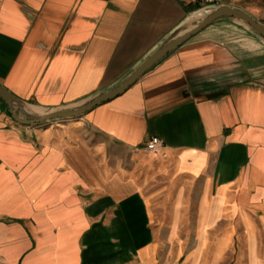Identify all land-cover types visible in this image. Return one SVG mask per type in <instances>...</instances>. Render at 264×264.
Segmentation results:
<instances>
[{
	"label": "crops",
	"instance_id": "0c3cea01",
	"mask_svg": "<svg viewBox=\"0 0 264 264\" xmlns=\"http://www.w3.org/2000/svg\"><path fill=\"white\" fill-rule=\"evenodd\" d=\"M216 6L264 24V0H0V84L79 104ZM0 264H264V41L219 19L73 119L0 100Z\"/></svg>",
	"mask_w": 264,
	"mask_h": 264
},
{
	"label": "water",
	"instance_id": "95a60500",
	"mask_svg": "<svg viewBox=\"0 0 264 264\" xmlns=\"http://www.w3.org/2000/svg\"><path fill=\"white\" fill-rule=\"evenodd\" d=\"M219 19H230L247 27L264 41V24L249 14L230 6H216L195 15L187 24L172 32L157 48L144 58L128 76L113 88L99 92L87 100L69 107L40 109L30 106L0 84V100L11 118L22 125H40L80 117L96 106L122 94L146 72L175 51L191 36Z\"/></svg>",
	"mask_w": 264,
	"mask_h": 264
},
{
	"label": "built area",
	"instance_id": "2783aa9c",
	"mask_svg": "<svg viewBox=\"0 0 264 264\" xmlns=\"http://www.w3.org/2000/svg\"><path fill=\"white\" fill-rule=\"evenodd\" d=\"M204 2H211L212 0H200ZM162 147V141L158 137H151L146 144V149L149 152L157 153Z\"/></svg>",
	"mask_w": 264,
	"mask_h": 264
}]
</instances>
